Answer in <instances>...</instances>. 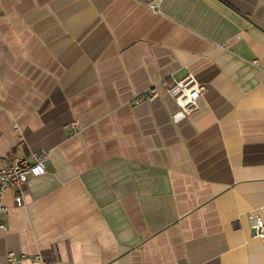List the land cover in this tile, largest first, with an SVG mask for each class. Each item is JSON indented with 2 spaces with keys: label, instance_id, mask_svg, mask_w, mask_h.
I'll list each match as a JSON object with an SVG mask.
<instances>
[{
  "label": "crops",
  "instance_id": "0c3cea01",
  "mask_svg": "<svg viewBox=\"0 0 264 264\" xmlns=\"http://www.w3.org/2000/svg\"><path fill=\"white\" fill-rule=\"evenodd\" d=\"M40 149L0 264H264V0H0V167Z\"/></svg>",
  "mask_w": 264,
  "mask_h": 264
},
{
  "label": "built area",
  "instance_id": "2783aa9c",
  "mask_svg": "<svg viewBox=\"0 0 264 264\" xmlns=\"http://www.w3.org/2000/svg\"><path fill=\"white\" fill-rule=\"evenodd\" d=\"M145 3L153 11H160L162 0H138ZM162 85L165 91L175 100L179 109L187 114L197 108V100L205 91V85L198 82L192 74H186L178 79L163 81ZM158 96V91L155 86L148 88L145 92L136 98V101L142 99L152 100ZM71 132L76 133V123L71 122L66 125ZM49 151L40 149L32 151L29 156H15L8 164L0 167V231L7 229L6 223L3 220V214L6 211V206L3 203V197L6 192L13 193V201L15 206H22L23 188L29 178L39 177L45 174L44 161L47 159ZM249 230L252 237L258 238L264 244V218L259 213H247ZM31 257L26 254H16L13 251L7 252L6 260L11 263L23 261ZM38 259L39 257H33Z\"/></svg>",
  "mask_w": 264,
  "mask_h": 264
}]
</instances>
